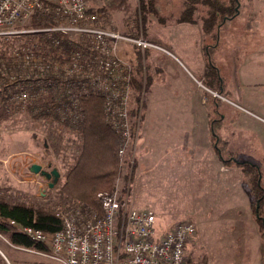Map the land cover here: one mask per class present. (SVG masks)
<instances>
[{"label":"rangeland","instance_id":"374dc122","mask_svg":"<svg viewBox=\"0 0 264 264\" xmlns=\"http://www.w3.org/2000/svg\"><path fill=\"white\" fill-rule=\"evenodd\" d=\"M161 1H164V7H158L160 15L172 14L174 19L163 24L158 17L151 15L143 27L141 24L138 26L137 22L139 0H127L125 7L116 8L114 0H89L91 10L101 15L98 24L102 28L115 30L124 36L143 37L158 45L149 46L143 53L132 41H122L120 44L119 54L132 67V79L136 78L141 84L140 90L133 84L131 94L132 112L141 113L140 133L142 134L144 117L146 116L145 122L148 118L150 106H193L197 97L198 104L203 107L208 105L209 134L211 101L221 98L229 114L221 135L229 137L230 148L236 150V129L233 122L237 115L242 114L237 108L236 90H231V86L227 85L224 97L208 89L204 83L207 62L203 51L204 46L210 42V37L203 31V19L200 16L208 10V6L199 2L196 5L195 22L180 23L177 19L185 0ZM26 27H34L33 22L26 24ZM145 27L148 34L144 33ZM137 30L139 34L136 36ZM236 35L237 22L227 24L223 30L224 40L221 42L220 51L216 54L223 74L231 82V77L235 76ZM74 40L83 42V38ZM31 43L28 36L14 38L9 42L0 40V108L5 104L2 97H9L5 104L9 118L0 125V198L10 203L45 206L58 213L77 201L64 195L61 188L79 154L82 136L80 130L77 131L71 125L72 122H68L69 118L66 122L62 121L64 114L59 109L52 113L56 118L53 116L48 120L34 119L31 116L28 108L40 105L38 102L44 98L37 94V89L46 95V89L51 88L57 92L61 88L58 82L49 81L50 75L39 72L33 64L25 63L23 56ZM14 50L21 54L16 65L12 61ZM148 51L151 52L150 59L147 58ZM66 77L72 79L74 76ZM68 88L69 83L63 89L67 91ZM23 91L29 94L27 103L32 100L26 108H20L19 102L15 101L17 94ZM32 96L38 97L32 99ZM57 115L61 118L58 119ZM166 115L172 121H178L181 116L179 113ZM232 119L235 120L232 122ZM175 125L178 126L177 123ZM148 131L154 133L155 128H148ZM190 131L195 132L194 129ZM179 132L182 138V130ZM151 140H156V137ZM185 146L182 139L178 146L180 152L186 151ZM192 146L191 144V148ZM21 148H25L27 152L32 151L29 160L24 163L25 171H22L25 167L22 158L16 155V151ZM139 150L137 147L136 156L134 154L136 158L132 151L121 158L118 149L121 175L115 181L113 195L116 194L121 199L128 196L131 207L136 210L153 211L165 231L182 220L194 222L197 234L187 250L193 264H264V231L254 217L252 199L245 184L246 178L236 168L220 171L216 167H220L221 163L216 159L213 142L208 145V171L200 175L208 178L206 191H201L204 189L203 185H190L186 180L177 183L176 179L175 183L172 182L174 178L157 172L155 159L158 151L147 154V164L144 155L141 161ZM210 153L214 156L211 161ZM235 156L239 161L256 163V155L251 153H236ZM33 162L40 163L48 172L58 169L61 172L59 184L50 190L45 177L30 171V164ZM24 185L33 191L25 193L22 191ZM40 185L42 194L35 190ZM19 192L21 195H18ZM35 192L37 195L33 196ZM97 212L101 213V210ZM0 242H3L2 239ZM6 246L5 248L0 243V264H58L47 254L49 250L45 245L46 254L17 246Z\"/></svg>","mask_w":264,"mask_h":264},{"label":"built area","instance_id":"2783aa9c","mask_svg":"<svg viewBox=\"0 0 264 264\" xmlns=\"http://www.w3.org/2000/svg\"><path fill=\"white\" fill-rule=\"evenodd\" d=\"M99 16L91 10L89 0H0V40L30 37L34 44L26 48L25 63L69 82V92L75 91L70 98L72 108L64 104L59 110L64 114L62 121L69 118L77 131L83 118L78 95H101L107 123L121 140V158L129 151L134 157L141 113L132 112V67L119 49L122 41H132L143 53L155 44L102 28ZM30 22L34 27L27 28ZM74 38H83V42ZM12 55L16 65L21 54L14 50ZM28 99V92L23 91L15 101L26 108L32 101L27 103ZM56 216L62 222V229L56 232L24 227L15 221L11 225L45 245L47 254L58 264H193L187 250L197 233L196 224L182 220L165 231L153 211L132 208L128 196L104 197L101 213L76 201Z\"/></svg>","mask_w":264,"mask_h":264},{"label":"trees","instance_id":"16d2710c","mask_svg":"<svg viewBox=\"0 0 264 264\" xmlns=\"http://www.w3.org/2000/svg\"><path fill=\"white\" fill-rule=\"evenodd\" d=\"M114 1L116 3L114 8H116L125 7L127 0ZM199 2L208 6V10L206 9L204 12L205 15L203 14L200 17L203 19V31L210 37V42L204 46L207 62L204 83L208 89L226 97L225 92L229 80L223 74L216 54L220 51L221 42L224 40L222 38L224 28L231 22L235 21V24L237 22L241 2L240 0H185L183 10L180 12L177 21L180 23L195 22L196 5ZM160 5L164 7V1L139 0L138 26L141 24L144 27L151 15L158 17L159 22L163 24L173 20L174 15L172 14L168 16L160 15L161 11L158 8ZM135 33H137V36L139 31L137 30ZM144 33L148 34L146 27ZM48 79L49 81L58 82L61 88L57 92L51 88L46 89V95L41 93L40 90H36V92H39L37 94H41L44 98L38 100L40 105L28 108L34 119L45 118L48 120L53 116L56 118L52 113L54 110L64 107V104L67 108H72L70 98L72 94L75 96V91L70 93L71 88H68L67 91L63 89L69 82L65 81L63 76H50ZM0 81L2 80L0 79ZM137 81L136 78L133 79L132 86L134 84L140 90L141 84ZM37 97L32 96V98ZM2 98V101L6 104L9 97L3 96ZM5 104L0 108V125L9 118L6 110L7 105L5 106ZM78 104L83 116L78 125L82 136V144L75 163L62 185L61 192L71 200H77L84 205L101 210L102 199L114 194L115 181L121 175V163L118 155L121 140L107 123L104 112V98L101 95H78ZM211 107L209 129L215 152L225 165L240 167L243 176L246 178L245 184L252 199L254 217L261 230L264 231V175L262 168L256 163L239 161L235 156L237 150L230 148L231 141L221 135L229 116L222 99L214 98L211 101ZM57 118L60 119V115H57ZM68 122L70 123L71 120ZM11 221H15L24 227H33L46 232H56L62 229V222L52 209L25 203H10L0 198V233L5 235L9 242L17 247L42 253H45L46 247L19 232L15 226L11 225Z\"/></svg>","mask_w":264,"mask_h":264},{"label":"crops","instance_id":"0c3cea01","mask_svg":"<svg viewBox=\"0 0 264 264\" xmlns=\"http://www.w3.org/2000/svg\"><path fill=\"white\" fill-rule=\"evenodd\" d=\"M241 1L243 2L240 3V11L237 17L235 76L231 77L232 82H228V86H231L230 89L236 90V99L238 100L237 108L242 113L237 115L236 121L233 122V126L236 129V150L237 153L248 152L253 154V156L256 155V164L262 168L263 172L264 0ZM148 53L149 57L147 56V58L150 59L151 52L148 51ZM151 58L154 59V57ZM233 82L235 85H233ZM195 104L193 106L180 105L173 108H168L165 105L161 106L158 104L150 106L148 108V118L145 122L146 116L144 117V123H142V134L140 133L141 137L139 136V156H141L140 158L142 161L144 155L146 157L145 162L148 164L147 154L158 151V155L155 159L157 162V172L165 174L168 178H174V180H172L174 183L177 179V183H179L180 180H186V182L190 185H203L204 189L201 191H206L208 190V178L200 175L202 172L208 171V145H212V142H210L211 140L208 141V138L210 137V129L208 134V105L206 104V107H203L198 104L197 97L195 98ZM167 113L170 115L171 113H179L181 116L178 118V121H172L173 119H171L170 116H167ZM179 119L184 122H181ZM176 123L178 126L175 125ZM152 127L155 128L154 133L148 131V128ZM193 129L195 132L190 131ZM179 130H182V134L184 135L182 138H180L181 132H179ZM154 137H156V140H153V142L151 139ZM227 138L228 140L230 139L229 137ZM182 139L186 144L185 152H180L181 150L178 149ZM152 142L154 145L151 144ZM191 144L193 145L192 148ZM173 146H176V148H172ZM31 153L32 151L27 152L25 148H21L16 151V155H19L20 158H22V164L29 160ZM213 157V154L210 153V161ZM216 159L221 163L220 167L216 166L220 171H222V169L231 171L236 168L243 176L240 167L225 165L217 154ZM34 164L40 163H31L30 171L32 165ZM25 170L26 166L22 171ZM50 183L51 181L47 179V186L51 190L59 184V181L53 188L50 187ZM22 188L24 189L22 191H25V193L33 191L31 189H27L25 185L22 186ZM41 189V185L38 186V188H35V190H38V192L42 194ZM18 195H21V193L19 192ZM35 195H37L36 192L33 196ZM0 239H2L3 242L0 243L4 247L7 244L10 247L16 248V246H13L1 233ZM35 252L42 253L38 251Z\"/></svg>","mask_w":264,"mask_h":264},{"label":"water","instance_id":"95a60500","mask_svg":"<svg viewBox=\"0 0 264 264\" xmlns=\"http://www.w3.org/2000/svg\"><path fill=\"white\" fill-rule=\"evenodd\" d=\"M31 171L35 174H41L45 176L48 180L51 181L50 187L53 188L55 184L59 181L60 178V172L58 169H53L51 172L46 171L43 169L42 165L40 164H34L31 167ZM53 177V179H52Z\"/></svg>","mask_w":264,"mask_h":264},{"label":"bare ground","instance_id":"6f19581e","mask_svg":"<svg viewBox=\"0 0 264 264\" xmlns=\"http://www.w3.org/2000/svg\"><path fill=\"white\" fill-rule=\"evenodd\" d=\"M132 88H133V86H132ZM197 234V233H196ZM196 236V235H195Z\"/></svg>","mask_w":264,"mask_h":264}]
</instances>
